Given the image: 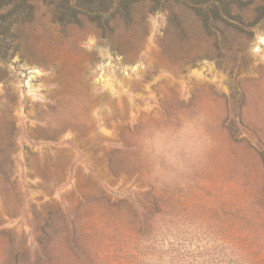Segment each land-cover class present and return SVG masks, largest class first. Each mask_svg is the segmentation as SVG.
<instances>
[{
    "label": "rangeland",
    "instance_id": "obj_1",
    "mask_svg": "<svg viewBox=\"0 0 264 264\" xmlns=\"http://www.w3.org/2000/svg\"><path fill=\"white\" fill-rule=\"evenodd\" d=\"M0 264H264V0H0Z\"/></svg>",
    "mask_w": 264,
    "mask_h": 264
},
{
    "label": "clouds",
    "instance_id": "obj_2",
    "mask_svg": "<svg viewBox=\"0 0 264 264\" xmlns=\"http://www.w3.org/2000/svg\"><path fill=\"white\" fill-rule=\"evenodd\" d=\"M168 127L175 129V134L162 138L159 125H151L139 138L155 174L163 180L185 171L213 146L208 116L201 110L192 114L178 113Z\"/></svg>",
    "mask_w": 264,
    "mask_h": 264
}]
</instances>
